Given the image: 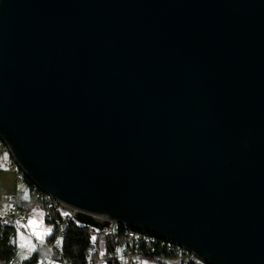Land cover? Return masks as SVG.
<instances>
[{"label":"water","instance_id":"1","mask_svg":"<svg viewBox=\"0 0 264 264\" xmlns=\"http://www.w3.org/2000/svg\"><path fill=\"white\" fill-rule=\"evenodd\" d=\"M0 144L76 223L264 264V0H0Z\"/></svg>","mask_w":264,"mask_h":264},{"label":"built area","instance_id":"2","mask_svg":"<svg viewBox=\"0 0 264 264\" xmlns=\"http://www.w3.org/2000/svg\"><path fill=\"white\" fill-rule=\"evenodd\" d=\"M0 155H7L6 149L0 144ZM7 170L11 171L14 175L15 180L20 179L21 173L16 168L14 163L8 157ZM31 189L28 190L26 198L22 199L17 196L8 197V203L14 210H29L31 207H46L52 209H58L65 211V214L69 218H73L75 211L65 207L64 205L58 203L56 200L50 198L48 195L40 192L34 186L31 185ZM96 220H101L98 217H93ZM121 228L122 233L119 236L120 242L118 241L110 250L98 253V258L91 259L88 257L87 252L85 254V260L87 264H139L138 258H141V249H146V251H151L152 246L159 244L163 247V251L168 257L173 258L177 261V264L191 262L192 264H202L197 259H195L191 254L186 252L184 249L172 245L170 243L163 242L147 234L139 233L136 231L128 230L125 227L118 226L113 222H109L108 226L104 230L110 232H117ZM61 236V230L57 232V241L52 240L44 249L41 250V257L48 259L50 262L55 264H67L61 258L59 239ZM115 239L117 237L115 236ZM44 243H39L36 247H41ZM93 245H89L88 250H92ZM6 264H18L15 263L13 258H10Z\"/></svg>","mask_w":264,"mask_h":264},{"label":"trees","instance_id":"3","mask_svg":"<svg viewBox=\"0 0 264 264\" xmlns=\"http://www.w3.org/2000/svg\"><path fill=\"white\" fill-rule=\"evenodd\" d=\"M9 157V156H8ZM20 181L31 189L30 182L24 177L23 174L20 175ZM42 209V219L43 222L51 224V233L44 238V245L41 247H36L31 254L22 259L18 264H37L41 258V250L44 249L46 244L54 240L57 232L61 230V236L59 239V248L61 253V258L67 264H87L85 260V254L88 253V257L91 259L98 258V253H107L111 247H113L118 241L120 242L119 236L122 233V229L119 228L117 232H110L102 229L97 231L89 226L76 223L74 219L69 218L65 211L58 209L40 207ZM99 232L105 233L106 238L103 241V249L99 251L97 246L91 242V233ZM14 228L13 226L0 223V264H6L10 258H13L14 245L11 240L13 236ZM119 235V236H118ZM115 236L117 239H115ZM89 245H93L92 250H88ZM141 257H148L157 259L159 257H168L163 251L158 243L152 246L151 251H146V249L140 250ZM170 258V257H169ZM162 264V263H160ZM180 264H192L191 262H185Z\"/></svg>","mask_w":264,"mask_h":264},{"label":"rangeland","instance_id":"4","mask_svg":"<svg viewBox=\"0 0 264 264\" xmlns=\"http://www.w3.org/2000/svg\"><path fill=\"white\" fill-rule=\"evenodd\" d=\"M22 182L15 180L13 173L6 169H0V223L13 226L14 233L11 240L14 245L13 260L15 263L28 257L35 250L36 243H44V238L51 233V224L43 222L42 209L36 206L29 210H13L6 202L8 197L14 195L19 197V190ZM16 211V212H15ZM22 228V230H21ZM105 233L92 232L91 242L99 251L103 249ZM57 241V238H54ZM139 264H175V259L159 257L157 259L141 257ZM37 264H55L48 259L41 257Z\"/></svg>","mask_w":264,"mask_h":264},{"label":"crops","instance_id":"5","mask_svg":"<svg viewBox=\"0 0 264 264\" xmlns=\"http://www.w3.org/2000/svg\"><path fill=\"white\" fill-rule=\"evenodd\" d=\"M7 164H8V157L6 155H0V169H6L7 170ZM8 171V170H7ZM11 172V171H9ZM14 177V175H13ZM15 179V178H14ZM27 193H28V187H26L23 183H22V187L20 188L19 190V197L24 199L26 198L27 196ZM18 197V196H17ZM8 203V201H6ZM9 204V203H8ZM10 205V204H9ZM40 208V207H39ZM14 210V209H13ZM17 211V210H16ZM15 211V212H16ZM52 229V228H51ZM22 230V228H21ZM51 231V230H50ZM39 244V243H36L35 244V248H36V245ZM176 261V260H175ZM175 264H177V261L175 262Z\"/></svg>","mask_w":264,"mask_h":264}]
</instances>
